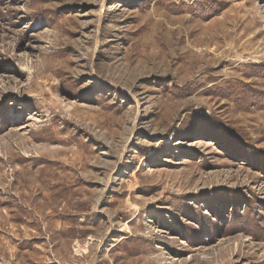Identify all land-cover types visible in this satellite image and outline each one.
Returning <instances> with one entry per match:
<instances>
[{
    "label": "rangeland",
    "instance_id": "rangeland-1",
    "mask_svg": "<svg viewBox=\"0 0 264 264\" xmlns=\"http://www.w3.org/2000/svg\"><path fill=\"white\" fill-rule=\"evenodd\" d=\"M0 264H264V0H0Z\"/></svg>",
    "mask_w": 264,
    "mask_h": 264
},
{
    "label": "trees",
    "instance_id": "trees-1",
    "mask_svg": "<svg viewBox=\"0 0 264 264\" xmlns=\"http://www.w3.org/2000/svg\"><path fill=\"white\" fill-rule=\"evenodd\" d=\"M205 126V125H204ZM231 138V137H230ZM226 139H228V138H226ZM229 140V139H228ZM231 140H233L232 138H231Z\"/></svg>",
    "mask_w": 264,
    "mask_h": 264
}]
</instances>
